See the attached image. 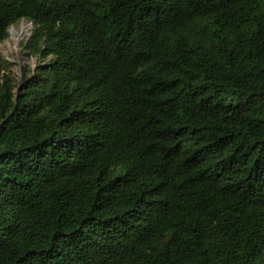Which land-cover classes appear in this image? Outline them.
<instances>
[{"label":"trees","instance_id":"trees-1","mask_svg":"<svg viewBox=\"0 0 264 264\" xmlns=\"http://www.w3.org/2000/svg\"><path fill=\"white\" fill-rule=\"evenodd\" d=\"M0 264H264V0H0Z\"/></svg>","mask_w":264,"mask_h":264},{"label":"rangeland","instance_id":"rangeland-1","mask_svg":"<svg viewBox=\"0 0 264 264\" xmlns=\"http://www.w3.org/2000/svg\"><path fill=\"white\" fill-rule=\"evenodd\" d=\"M32 26L25 20L8 28L7 39L0 44V56L11 64V73L19 77L22 68L33 65L35 59H27L22 52L21 45L29 36Z\"/></svg>","mask_w":264,"mask_h":264}]
</instances>
